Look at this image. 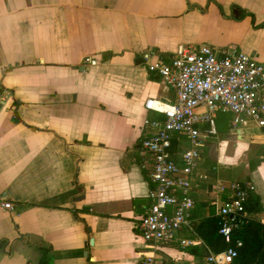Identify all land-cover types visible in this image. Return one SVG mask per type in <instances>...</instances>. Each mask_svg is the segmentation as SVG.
Listing matches in <instances>:
<instances>
[{
  "label": "crops",
  "instance_id": "1",
  "mask_svg": "<svg viewBox=\"0 0 264 264\" xmlns=\"http://www.w3.org/2000/svg\"><path fill=\"white\" fill-rule=\"evenodd\" d=\"M179 44L263 61L264 0H0V240L11 248L0 264H38V247L51 264H208L198 233L153 248L138 228L151 186L141 140L163 117L145 103L175 100L142 53L170 60ZM221 115L201 148L209 178L195 181L192 224L217 215L237 175L264 226V130L227 131Z\"/></svg>",
  "mask_w": 264,
  "mask_h": 264
},
{
  "label": "built area",
  "instance_id": "2",
  "mask_svg": "<svg viewBox=\"0 0 264 264\" xmlns=\"http://www.w3.org/2000/svg\"><path fill=\"white\" fill-rule=\"evenodd\" d=\"M147 70L157 74L175 92V100L164 110L154 107L155 100L145 103L146 109L163 114L162 118L146 120L147 134L141 148L149 155V202L140 217L138 228L146 244L177 243L186 247L197 240L191 221L195 206V181L206 180L200 173L201 148L215 132L218 114L230 115L231 130L248 122L264 126V60L239 51L220 55L205 44H179L170 60L148 49L142 53ZM90 64L96 60L88 58ZM208 127V128H207ZM185 138V148L173 149L172 140ZM145 166V165H143ZM226 201L217 208L219 232L230 243L233 233L247 218L245 203L250 185L238 179L220 187ZM11 208L10 202L2 204ZM229 246L218 252L209 249L208 264H229L237 255V247ZM154 255L145 254L142 263L150 264Z\"/></svg>",
  "mask_w": 264,
  "mask_h": 264
},
{
  "label": "trees",
  "instance_id": "3",
  "mask_svg": "<svg viewBox=\"0 0 264 264\" xmlns=\"http://www.w3.org/2000/svg\"><path fill=\"white\" fill-rule=\"evenodd\" d=\"M229 114L223 113L220 119L225 122V130L230 129L228 120ZM222 129V128H221ZM173 149L177 145L175 138L172 140ZM258 204V199L251 197L250 193L245 203L246 212L250 210L251 205ZM220 217L215 215L211 218L205 219L200 223L193 224L196 232L202 240L209 246V248L218 252L229 246H236L237 241H241V246L237 247V255L229 264H264V226L253 218L247 216L245 222L232 235V241L227 243L220 234ZM7 240H0V248L11 254L10 246L8 249ZM41 252V258L38 264H51V255L48 248L38 247Z\"/></svg>",
  "mask_w": 264,
  "mask_h": 264
},
{
  "label": "rangeland",
  "instance_id": "4",
  "mask_svg": "<svg viewBox=\"0 0 264 264\" xmlns=\"http://www.w3.org/2000/svg\"><path fill=\"white\" fill-rule=\"evenodd\" d=\"M226 114H228V113H226ZM228 124L230 125V122H229V120H228ZM259 129H261V130H264V127H260ZM232 141L234 142L235 141V138H234V136H233V138H232ZM258 154V153H257ZM251 165H253V162L251 161ZM250 165V167H252ZM233 178H238V180L240 179V180H243V179H241L239 176H237V175H234L233 176Z\"/></svg>",
  "mask_w": 264,
  "mask_h": 264
}]
</instances>
